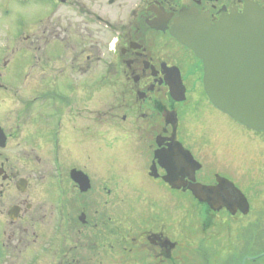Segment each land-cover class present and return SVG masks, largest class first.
<instances>
[{
    "label": "flooded vegetation",
    "instance_id": "1",
    "mask_svg": "<svg viewBox=\"0 0 264 264\" xmlns=\"http://www.w3.org/2000/svg\"><path fill=\"white\" fill-rule=\"evenodd\" d=\"M251 4L0 0V264H264V133L210 103L174 34ZM215 118L254 148L244 185ZM235 219L243 239L210 230Z\"/></svg>",
    "mask_w": 264,
    "mask_h": 264
},
{
    "label": "water",
    "instance_id": "2",
    "mask_svg": "<svg viewBox=\"0 0 264 264\" xmlns=\"http://www.w3.org/2000/svg\"><path fill=\"white\" fill-rule=\"evenodd\" d=\"M184 15L197 23L198 31L179 36L204 61L211 103L238 123L264 132V9L252 6L214 24L198 14ZM211 193L209 187L195 195L211 204ZM245 205L238 202L236 209L246 213Z\"/></svg>",
    "mask_w": 264,
    "mask_h": 264
},
{
    "label": "rangeland",
    "instance_id": "3",
    "mask_svg": "<svg viewBox=\"0 0 264 264\" xmlns=\"http://www.w3.org/2000/svg\"><path fill=\"white\" fill-rule=\"evenodd\" d=\"M222 119L215 118L213 121L215 128V132L223 135L222 139L219 135V139L216 135L212 136V140L215 144L221 145V140L225 143H228L229 145H225L222 148L228 151L231 154V157L234 159V161H237L235 164V167L239 170L236 173L237 179L239 182L244 185L246 183L245 181V174H244V164L250 161V163H253L254 160V150L253 146L251 145L248 140V136H246L244 139L241 136L242 129H233L232 123L224 125ZM264 147V141L261 144ZM119 155V152H117ZM264 156V152L262 154ZM221 159V158H220ZM225 160L230 161L228 158ZM210 163V162H209ZM242 220V221H241ZM232 223V233H229L227 231L226 223H219L217 226L214 225L210 230H212L214 233L217 232L218 238L220 241L222 240H228L229 238L232 239H243L244 236V220L243 219H235L231 221ZM243 250L242 247H240L238 250ZM221 263L220 264H228L231 262L229 259L230 256H239L241 252L231 251L230 248L221 247ZM235 252V253H234ZM234 254V255H233ZM238 258L235 260L236 263ZM234 262V261H233Z\"/></svg>",
    "mask_w": 264,
    "mask_h": 264
}]
</instances>
